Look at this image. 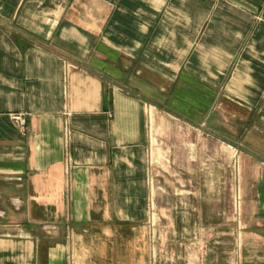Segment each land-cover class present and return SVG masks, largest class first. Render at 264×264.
Returning <instances> with one entry per match:
<instances>
[{"label": "crops", "instance_id": "crops-1", "mask_svg": "<svg viewBox=\"0 0 264 264\" xmlns=\"http://www.w3.org/2000/svg\"><path fill=\"white\" fill-rule=\"evenodd\" d=\"M173 120L235 150V264H264V0H0V264H149Z\"/></svg>", "mask_w": 264, "mask_h": 264}, {"label": "rangeland", "instance_id": "rangeland-1", "mask_svg": "<svg viewBox=\"0 0 264 264\" xmlns=\"http://www.w3.org/2000/svg\"><path fill=\"white\" fill-rule=\"evenodd\" d=\"M166 128L150 135L149 264H235V150L199 127L173 120Z\"/></svg>", "mask_w": 264, "mask_h": 264}, {"label": "built area", "instance_id": "built-area-1", "mask_svg": "<svg viewBox=\"0 0 264 264\" xmlns=\"http://www.w3.org/2000/svg\"><path fill=\"white\" fill-rule=\"evenodd\" d=\"M16 121L19 122L20 126H24L25 125V122L21 119V118H14Z\"/></svg>", "mask_w": 264, "mask_h": 264}]
</instances>
